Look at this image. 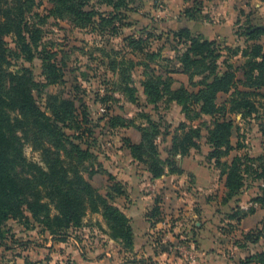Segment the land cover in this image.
I'll return each instance as SVG.
<instances>
[{"label": "trees", "instance_id": "trees-1", "mask_svg": "<svg viewBox=\"0 0 264 264\" xmlns=\"http://www.w3.org/2000/svg\"><path fill=\"white\" fill-rule=\"evenodd\" d=\"M48 1L53 4L55 15L76 25H88L94 17L93 13L85 10V6L92 0ZM100 1L114 10L124 3L116 0ZM33 2L0 0V242L5 243L11 219L25 225L37 222L42 231L65 240L71 230L83 224L90 209L89 196H94L96 205L92 211L101 212L109 235L120 241L125 250H131L134 233L130 219L114 204L115 195L125 194L123 186L115 182L106 195H103L80 172L79 162L92 153L90 149H84L75 142V137L65 131L68 127H83L84 119L78 117L75 102L53 93L46 95L44 107L36 100L35 91L42 94L49 85L63 81V70L46 49L39 47L42 30L29 16ZM173 34L186 46L178 55L181 72L189 76L197 89H173V77L168 74L163 78L159 73L160 75H151L143 82L144 92L150 103L157 104L163 98L179 102L184 115L192 122L203 115L215 117L213 126L208 129L207 140L211 150L207 157L215 158L217 164H221V157L228 156L234 148L230 140L234 122L226 117V110L222 111L224 106L217 104V96L219 93H230L232 111L239 110L246 114L256 110L252 96L264 97V92L261 91L264 87V26H243V30L237 31L236 35L245 38L244 46L238 44L235 47H222L216 40L193 36L189 29L175 30ZM129 40L134 50L143 49L142 39L131 37ZM223 49L227 55L222 52ZM239 54L245 60L240 84L254 91L239 89L237 70L230 62L232 57ZM35 57L42 61L44 81L36 80L32 69L23 64L24 61L32 62ZM220 65H224L225 69L219 70ZM195 76L200 78L197 82L194 81ZM148 122V125L139 127L140 142L125 139V146L130 150L131 156L146 166L152 178H160L165 174L166 168L170 172L181 173L182 168L175 157H184L191 149L201 147V127L181 122L176 130H181L182 133L173 137L168 157L162 160L158 139L165 138L169 132L162 131L158 122ZM261 132L264 142V124ZM32 144H39L43 164L29 159L25 154V146ZM65 158H71L72 161L65 163ZM255 160L260 164L252 165L253 158L246 153L233 158L230 164H223L228 167L226 193L222 199L224 204L240 193L245 185L244 173L248 172L253 179L262 181L258 195L252 201L264 209V155ZM109 178L114 180L112 174H109ZM159 202L160 199L149 214L150 220L157 218L152 225L163 220ZM254 210L236 208L237 223ZM230 217L234 215L229 214ZM260 223H264V217ZM250 234L246 237L251 238ZM258 238L259 236H255L252 242H257ZM251 259H256V264H264V251L250 255L241 264Z\"/></svg>", "mask_w": 264, "mask_h": 264}, {"label": "rangeland", "instance_id": "rangeland-1", "mask_svg": "<svg viewBox=\"0 0 264 264\" xmlns=\"http://www.w3.org/2000/svg\"><path fill=\"white\" fill-rule=\"evenodd\" d=\"M33 1L34 5L29 16L31 21L42 30L39 47L46 49L63 70V81L59 84L49 85L42 94L35 91L36 100L41 107H44L46 95L53 93L61 94L75 102L78 117L84 119L83 127L79 129L68 127L65 128V131L74 136L75 139L73 140L84 149H90L92 154L79 162V169L83 177L98 192H100L99 189L95 187L92 181L94 179H110L109 174H112L110 169L114 170L115 165H125L126 163L125 166L118 167L127 171L130 174V179H134V176H138L136 179H147L146 166L133 157H128L122 151L123 154L120 147L121 145L125 146V139L129 138L127 136L129 129L131 132L137 131L141 135L139 127L148 125V120L158 122L162 131L167 130L169 132L165 138L158 139L162 160L168 157V150L172 146L173 137L182 133L176 128L181 122H185L187 125H199L202 129V136L199 138L201 147L194 150L198 155L201 154L199 159L207 162L208 172L212 179H226L228 167L223 164H230L236 156L247 153L253 158V161H250L252 165L260 164L258 160L254 161V159L264 155V142L261 132L264 124V97L253 95L252 101L255 102L256 110L252 113L243 114L239 110L232 111L229 103L230 93L218 94L217 104L221 107L224 106L222 111L226 110V117L234 122L230 140L236 144V148H233L228 156L221 157V164H217L215 158L209 159L207 157L211 150V145L207 140L208 129L213 126L215 117L203 115L199 120L192 122L184 115L182 105L177 101H168L163 98L157 104L149 102L144 92L143 82L151 75H160L159 73H161L162 77L166 78L170 74L174 79L171 84L173 89L181 87L190 91L197 89L191 83L189 76L181 72V64L178 61L179 53L184 51L186 46L183 41L174 39V34H168L161 24L165 17L163 15L166 13L163 12L165 10L168 12L166 9L168 8L167 0H116L117 2H124L116 10L103 1L92 0L85 6V10L93 13L94 17L90 24L84 26L82 24L76 25L66 18L55 15L53 4L48 0ZM250 1L247 7L241 8V25L238 26L237 31H242L243 26L246 27L249 24L264 26V3H261V0ZM251 3L253 4L251 5ZM131 37L142 39L141 47L144 50H134L129 42ZM238 37L240 41L234 42L235 44L232 43L234 45L231 47L238 44L244 46L245 38L243 36ZM262 41L264 42V35ZM217 43L222 47H230V45H223L218 41ZM222 52L227 55L225 49ZM244 61L242 57L236 56L230 59L233 68L237 70L239 89L254 91V89L245 88L240 84L239 79L243 78ZM23 64L32 69L36 80L44 81L42 61L39 57H35L32 62L24 61ZM224 69L225 66L220 65L219 70ZM199 79V76L194 77L195 82ZM261 91L264 92V87L261 88ZM38 145H26L25 154L29 159L43 164V157ZM179 158L180 155L175 157L177 163ZM65 160V163L72 161L71 158H65ZM241 168L244 169L243 166ZM183 172L182 169L181 173ZM244 183L245 185L238 195L228 203H222V207L219 208L222 210L221 213L211 222V229L214 226L219 228L221 237L224 236V239L228 234L239 230L237 215H235L236 208L239 207L248 211L255 209L258 204L252 201V198L258 195L259 185L262 184V181L253 179L252 174L245 172ZM88 201L90 202L88 204L90 209L84 217L83 224L71 230L65 240L52 235L51 239L53 242L64 243L70 239L69 236L76 232L82 239L80 246H84L88 252L92 250L90 247L92 245L97 246L95 248L97 253H100L104 247L111 251L113 243L107 237L110 236L108 235L109 231L107 229L104 231L98 224L97 212L92 211L96 205L94 196H89ZM229 214H233L234 217L229 218ZM197 219L195 217L177 216L175 219L170 218V221L180 220L188 223L191 228L193 226L197 229L199 226L195 224ZM8 225L4 244L19 241L24 247L32 242L31 245L36 246L41 251L39 256H35V254H29L28 249H22L20 256L23 260L31 257L32 264H73L68 262L66 258L63 260L59 258L58 254H61L65 248L51 250L50 247L48 251L41 250L47 243V236L50 234L42 231L37 222L25 225L11 219ZM161 225L164 226V224ZM166 227L169 229L172 228V225ZM249 233L252 235L251 238L246 237ZM182 234V231L178 232V235ZM255 236H259L258 241L252 242ZM192 237H183L178 243V246L182 245L178 248V254L183 258L186 257L189 261H192L188 258L189 251L194 252L196 258L198 255L196 250L192 248L193 246H190ZM232 239L239 248L244 249L252 246L253 250H250V254L245 259L250 255H256L258 252L264 251V223H260L250 230L241 229L235 236H232ZM83 251L86 252L85 249ZM126 251L129 252V250ZM13 257L14 254H8L7 257L3 255L2 261L4 258L12 259ZM256 263V259H251L245 264ZM6 264H12V262H6Z\"/></svg>", "mask_w": 264, "mask_h": 264}, {"label": "crops", "instance_id": "crops-1", "mask_svg": "<svg viewBox=\"0 0 264 264\" xmlns=\"http://www.w3.org/2000/svg\"><path fill=\"white\" fill-rule=\"evenodd\" d=\"M167 2L168 12L166 10L163 12L167 14L163 15L165 17L161 24L168 34H173V30L189 29L193 36L233 46L234 42L240 41L236 31L241 25V11L251 1L167 0ZM260 2L264 3L263 0ZM187 10H190L189 13ZM174 39L179 40L178 37ZM236 57L240 58L241 54ZM127 136L134 143L141 140V135L137 131L131 132L129 129ZM231 144L236 148L233 141ZM120 150L132 158L126 146L121 145ZM200 155L191 149L190 154L180 156L178 165L184 172L179 174L170 172L166 168L165 174L160 178H152L150 172L145 170L147 179H136L138 176L130 179V174L119 168L125 166V163V165H118L119 167L115 165L114 170L110 169L117 179H94L92 181L103 195H106L109 187L115 182L123 186L125 194L115 195L114 204L130 219L134 242L129 252L124 249L120 241L111 236H107L113 243L111 251L104 247L100 253H97L95 252L97 246L92 245L90 246L92 250L88 252L84 246H82L84 248L80 246L82 239L76 232L64 243L53 242L51 235H48L47 243H45L47 248L44 246L41 250L48 251L50 247L51 250L65 248L61 254H58L59 258L62 260L66 258L68 262L74 264H241L253 249L252 246L239 248L232 236H235L241 229L246 231L259 225L264 217V209L257 204L254 212L237 223L239 230L232 232L231 236L228 234L226 239L224 236L221 237L219 228L217 229L214 224V228L211 229V222L222 211L219 208L222 207V199L226 193L225 179H212L208 172L207 162L199 159ZM158 199H160L159 205L163 220L152 225L157 218L153 217L150 220L149 214L157 205ZM97 216L98 224L104 231L108 230L102 214L97 212ZM177 216L198 218L199 220L195 222L199 225L198 228L195 229L193 226L191 228L188 223L180 220L170 221V218L175 219ZM171 225L172 228L167 229L166 226ZM179 231L183 234L178 235ZM183 237H192L190 246H193L192 248L198 254L196 260L189 261L178 254V248L182 247V245L178 246V243ZM31 243L23 247L19 241L9 244L0 242V264H6V262L32 264L31 257L23 260L20 256L22 249H28L29 254L39 256L40 249L32 246ZM8 254H14V257L4 258L3 263L2 256L7 257Z\"/></svg>", "mask_w": 264, "mask_h": 264}, {"label": "built area", "instance_id": "built-area-1", "mask_svg": "<svg viewBox=\"0 0 264 264\" xmlns=\"http://www.w3.org/2000/svg\"><path fill=\"white\" fill-rule=\"evenodd\" d=\"M188 254H189L188 255L189 256L188 257L189 259H191L192 261L196 260V256H195V253L194 252L189 251Z\"/></svg>", "mask_w": 264, "mask_h": 264}]
</instances>
